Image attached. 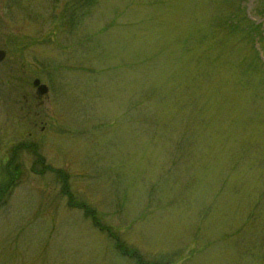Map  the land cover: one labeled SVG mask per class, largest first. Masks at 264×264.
<instances>
[{"label": "rangeland", "instance_id": "374dc122", "mask_svg": "<svg viewBox=\"0 0 264 264\" xmlns=\"http://www.w3.org/2000/svg\"><path fill=\"white\" fill-rule=\"evenodd\" d=\"M85 1L0 0V264H264V0Z\"/></svg>", "mask_w": 264, "mask_h": 264}, {"label": "trees", "instance_id": "16d2710c", "mask_svg": "<svg viewBox=\"0 0 264 264\" xmlns=\"http://www.w3.org/2000/svg\"><path fill=\"white\" fill-rule=\"evenodd\" d=\"M95 2H96V0H86L85 1V3H87V4H89L90 6H93L94 4H95ZM79 4H81V3H79V2H77V1H75L74 3H72L71 4V6H69V8L67 9L68 11L66 12V15L68 16L69 15V18H71V19H73V17L74 16H76V12H77V9L79 8ZM244 19V18H243ZM72 25V24H71ZM252 28L251 29H247V30H245L244 32H245V34L247 35V36H254V38H257V39H261V33H260V30H259V28H258V26L257 25H250ZM231 29L234 31V32H238V25L237 24H231ZM256 55H257V52H256ZM22 148H24L23 146H21L20 147V145H18L17 147H15L14 149L15 150H20V149H22ZM13 149V150H14ZM27 149V148H26ZM14 150V151H15ZM17 151V152H18ZM16 152V151H15ZM32 153L35 155V153H34V151L32 150ZM40 161H35V164L37 165L38 163H39ZM9 164H10V162H9ZM42 171L43 170H41V173H42ZM57 175H59L60 173H56ZM65 178V177H64ZM63 178V179H64ZM5 186V188H7V184H5V183H1L0 184V196H2V193H3V189H2V187L3 186ZM73 201H71V200H68V204L69 205H72V204H74V206H76V207H78V208H80L81 210H83V213H84V215L85 216H87V217H89L91 220H92V222L94 223V225L96 226V227H98L99 225H98V221L95 219V215H94V213L92 212V211H89V209H87L86 207H85V205H75V202H73ZM101 227V226H100ZM100 231H102V232H104V231H108V233L110 234V235H112V233H111V231H109V230H105V228L104 227H102V228H98ZM113 236V235H112ZM121 244L120 245H118V247L120 248V249H122L121 248ZM121 252H123V254H125V255H129L130 253H129V251L128 250H125V251H123V249L121 250ZM131 255V254H130ZM136 255V254H135ZM141 257H138V256H135V261L138 263V264H146V263H144V262H142L141 261V259H140Z\"/></svg>", "mask_w": 264, "mask_h": 264}, {"label": "water", "instance_id": "95a60500", "mask_svg": "<svg viewBox=\"0 0 264 264\" xmlns=\"http://www.w3.org/2000/svg\"><path fill=\"white\" fill-rule=\"evenodd\" d=\"M4 56H5V52L0 50V61L3 60ZM33 86L36 87L38 96L46 94L47 91H48L47 87L45 85H43V84H40V81L38 79H35L33 81Z\"/></svg>", "mask_w": 264, "mask_h": 264}, {"label": "flooded vegetation", "instance_id": "af4514ba", "mask_svg": "<svg viewBox=\"0 0 264 264\" xmlns=\"http://www.w3.org/2000/svg\"><path fill=\"white\" fill-rule=\"evenodd\" d=\"M10 162V161H9ZM16 177H14V179H15Z\"/></svg>", "mask_w": 264, "mask_h": 264}]
</instances>
